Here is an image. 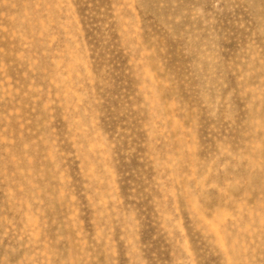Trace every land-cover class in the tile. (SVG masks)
<instances>
[{
	"label": "rangeland",
	"instance_id": "1",
	"mask_svg": "<svg viewBox=\"0 0 264 264\" xmlns=\"http://www.w3.org/2000/svg\"><path fill=\"white\" fill-rule=\"evenodd\" d=\"M0 264H264V0H0Z\"/></svg>",
	"mask_w": 264,
	"mask_h": 264
}]
</instances>
